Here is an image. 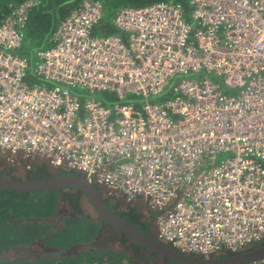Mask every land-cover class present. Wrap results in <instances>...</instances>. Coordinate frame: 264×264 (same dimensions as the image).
Returning <instances> with one entry per match:
<instances>
[{
    "label": "built area",
    "instance_id": "obj_1",
    "mask_svg": "<svg viewBox=\"0 0 264 264\" xmlns=\"http://www.w3.org/2000/svg\"><path fill=\"white\" fill-rule=\"evenodd\" d=\"M189 2L193 22L174 0L120 8L114 24L127 38L96 35L105 4L81 0L37 50L33 85L17 51L41 1L9 3L0 17V157L10 169L47 161L80 173L121 208L145 206L160 241L211 258L264 245V0ZM201 71L202 80L187 78ZM211 72L240 92L224 95ZM178 75L173 98L149 101ZM74 86L146 101L111 108L82 101ZM221 152L233 155L215 165Z\"/></svg>",
    "mask_w": 264,
    "mask_h": 264
},
{
    "label": "trees",
    "instance_id": "obj_2",
    "mask_svg": "<svg viewBox=\"0 0 264 264\" xmlns=\"http://www.w3.org/2000/svg\"><path fill=\"white\" fill-rule=\"evenodd\" d=\"M23 1L0 0V17L6 12L9 3H21ZM40 1L41 3L31 11L30 20L25 27L27 46L24 44L18 51L20 55L29 60L30 67L34 53L36 54L37 50L50 46L51 38L61 21L78 6L81 0ZM102 1L105 4V16L107 19L105 20L104 17L102 25L99 28L98 26L96 27L94 31L96 35H109L116 32L111 18L120 8L126 6L140 7L161 0ZM174 1L182 3L183 0ZM45 166L43 165V168L39 170L37 168L31 170L29 173L31 177L27 178V180H40L52 177V172L46 170ZM59 174L81 176L80 173L67 170H60ZM15 180H21V178ZM72 189L77 190V192H71L70 190ZM80 192L74 187L36 192H17L0 188V253L12 248H28L33 245H38L40 248L45 249V251L41 250L40 253L33 256H25L18 259H0V264H118L119 262V264H126L125 262L135 264V257L128 253L129 249L135 252L137 258L141 257L142 260L148 259L149 261L147 256L142 255L141 245L136 241L127 246L130 238L126 232L105 221L112 231L105 233L100 221L96 222L82 215L83 208L80 204ZM61 198L68 202L76 214L69 216L65 220L63 219V221H61V216L56 217ZM106 202L114 213L126 219L149 236L158 239L153 232L152 224L146 220L143 211L137 207H127L126 209L123 208L124 210L119 208L120 211H117V208L114 207L116 204H113L108 199H106ZM117 204L119 205V203ZM54 217L57 218L56 221H54ZM99 219L104 222L101 217ZM116 240L124 247L119 252L108 246L109 242H115ZM78 244L86 245V249L74 251V246ZM47 248L53 249L50 251ZM143 249L148 254L152 253L154 257L159 256L148 248ZM60 250H64V254ZM236 253L238 252H227L222 256ZM163 262L174 264L166 257H163Z\"/></svg>",
    "mask_w": 264,
    "mask_h": 264
},
{
    "label": "rangeland",
    "instance_id": "obj_3",
    "mask_svg": "<svg viewBox=\"0 0 264 264\" xmlns=\"http://www.w3.org/2000/svg\"><path fill=\"white\" fill-rule=\"evenodd\" d=\"M182 3H183L182 5L184 7V11L188 14L187 16H185L186 19L193 22L194 19L192 18L191 14H189V10L192 7L191 3L189 2V0H183ZM105 12H106V10H105ZM104 17L106 20L107 17L105 15H104ZM104 17H103V19H104ZM114 18H115V15L111 18V22H112V25L116 28V32L110 33V34H117L120 37L123 36V37L128 38L129 34L127 32H123L122 30L118 29L115 26ZM101 25H102V21L99 25H97L98 28ZM96 27H95V29H96ZM24 44L27 46V40H24L23 45ZM46 48H48V47H46ZM42 49H45V48H42ZM18 51H17V53L19 54ZM14 53H16V51H14ZM31 60H32L31 67L28 69V74H27L26 80L29 84L33 85L34 83L41 81L39 78H37V76L35 74V70L37 69L38 64L40 62L39 57L37 56V52H36V54L34 53V56L32 57ZM205 75H206V72L201 71L198 73L190 74L189 76H187V78H196L198 80H202V78ZM207 75L213 81H215L216 83H218L220 85V90L223 92L224 95H237L240 92V88L229 87L224 82V78L222 75H217L213 72L207 73ZM183 78H185V76H182V75H178L175 78H171L170 83L165 87V91L161 95L151 97L149 101L151 103H161L163 101H166L167 99L173 98L174 97L173 87H174V85L179 84ZM46 85L48 87H52L55 85V83L52 81H49V82H47ZM71 91H72V93L80 96L82 101H85L87 98H95L96 100L101 101L103 104H105L106 106H110L111 108L116 107L117 104L131 101L132 99L137 101L139 104H142L143 102L146 101V99L143 96H136L133 94H129L127 97L120 99L119 96L117 94H115L113 91H92L89 88H82L81 86H74L71 88ZM232 155L233 154L231 152H221L216 156V160L214 161V164L219 165L223 160L231 157ZM0 165H1L2 169H5L7 166V164L5 163V160L1 157H0ZM43 165H46L45 166L46 170H48L49 172H52L53 176H57V174H59V169H57L54 165H52L50 162H47V161H42V162H39V163L33 165L32 170H35L36 168L39 170L40 168H43ZM28 172H29V169H27L25 166H23V167H20V169H18L17 171H15L14 174L11 176L16 177L17 179L18 178L26 179V177L28 176ZM71 192H73V191H71ZM81 202H82L81 206L85 209V212H87L88 215H90L91 217H97V214H96L94 207L89 203V201L87 200V198L85 196L82 197ZM129 207H131V206H129ZM133 207H137L139 210L143 211L145 214L147 213L146 207L143 205L135 204ZM61 210L64 212L67 211L68 214L70 213L69 210H71V212H73V209L65 201H64V205L61 207ZM65 217H66V215H65ZM61 221H63V219ZM153 229H154L153 232H154L155 236L157 237L156 230H155V228H153ZM103 231L105 233H110L111 229L109 227L105 226V227H103ZM108 246L110 248L118 251V252L124 249V247L121 246L120 242L117 240L115 242H109ZM127 246H128V243H127ZM74 249H75V251L76 250L80 251V250H85L86 248H83V246L81 247V245H80L79 247L74 246ZM41 250L45 251V249L40 248V246H38V245H33L31 247H28V248L20 247V248H16V249H10L8 251H4V252L0 253V259H15V258L18 259V258H23L25 256H33V255H37L38 253H40ZM128 251H129L128 252L129 254H131L132 256H134L136 258V260L134 261L135 264H144L145 259L142 260L141 257L137 258L135 256V254L132 253L131 249H129ZM147 254H148V252L145 249H143L142 255L145 256ZM150 254H152V253H150ZM153 262H154V264H159V263L160 264H167V262H165V263L163 261L160 262L159 259H154ZM125 263L129 264L128 262H125Z\"/></svg>",
    "mask_w": 264,
    "mask_h": 264
},
{
    "label": "water",
    "instance_id": "obj_4",
    "mask_svg": "<svg viewBox=\"0 0 264 264\" xmlns=\"http://www.w3.org/2000/svg\"><path fill=\"white\" fill-rule=\"evenodd\" d=\"M69 187L82 190L104 221L125 231L139 245L152 250L156 255L168 258L174 264H248L264 260V245L241 251L234 255L211 258L182 254L168 244L139 230L129 221L114 213L108 207L100 190L86 179L76 175H61L40 180H15L0 175V188L5 190L36 192L42 190H60Z\"/></svg>",
    "mask_w": 264,
    "mask_h": 264
},
{
    "label": "crops",
    "instance_id": "obj_5",
    "mask_svg": "<svg viewBox=\"0 0 264 264\" xmlns=\"http://www.w3.org/2000/svg\"><path fill=\"white\" fill-rule=\"evenodd\" d=\"M51 45V44H50ZM0 171H3L2 169H0ZM11 173V175H13V173L15 172L14 170H11V171H8V173ZM9 173V174H10ZM29 177H31L29 174H28V176L26 177V179H21V180H27V178H29ZM52 177H55V176H52ZM11 178H16V177H11ZM50 178V177H49ZM19 179V178H18ZM64 189V188H63ZM60 190H62V189H60ZM79 190V192H80V189H78ZM64 191V190H63ZM68 191V190H67ZM70 191H73V193H75V192H77V190H74V189H72V190H70ZM83 196H85L86 198H87V200L89 201V203L91 204V202H90V200H89V198L87 197V195L81 190V192L79 193V198H80V204H82V197ZM107 198H105V200H106ZM109 201H112V200H110V199H108ZM65 202H67V201H65ZM113 202V204H116V205H114V207H116L117 209V211H120L119 210V208H121V206H120V204L118 205L117 203L118 202H115V201H112ZM68 203V202H67ZM64 205V198L63 199H61V202H60V207H62ZM92 205V204H91ZM93 206V205H92ZM60 207H59V209H60ZM94 207V206H93ZM83 208V207H82ZM84 209V208H83ZM95 209V208H94ZM122 210H124L123 208H121ZM96 211V210H95ZM69 214H66V218H68L69 216H72V215H76L75 214V211H73L72 213H71V210H69ZM96 214H97V217H91L90 215H88L87 214V212H85V209L83 210V214L82 215H84V216H87V217H89L91 220H93V221H99L100 219V216H99V214H98V212L96 211ZM81 215V216H82ZM118 215V214H117ZM104 226H106V227H108L107 225H104ZM113 226V225H112ZM110 228V227H109ZM111 229V228H110ZM129 236V235H128ZM129 238H130V236H129ZM133 241H135V240H131V238L128 240V246L129 245H131V244H133ZM90 245V244H89ZM88 245V246H89ZM75 246H77V247H79L80 246V244H78V245H75ZM83 245H81V247H82ZM142 246V245H141ZM83 247H85V246H83ZM92 247H94V246H92ZM91 247V248H92ZM76 248V247H75ZM86 248V247H85ZM142 250H143V248H142ZM131 251H132V249H131ZM129 252V251H128ZM132 253H133V251H132ZM131 255V254H130Z\"/></svg>",
    "mask_w": 264,
    "mask_h": 264
},
{
    "label": "flooded vegetation",
    "instance_id": "obj_6",
    "mask_svg": "<svg viewBox=\"0 0 264 264\" xmlns=\"http://www.w3.org/2000/svg\"><path fill=\"white\" fill-rule=\"evenodd\" d=\"M7 170L8 169H6V170H4V171H0V175H2V176H5V177H8V178H11L12 176H11V173L9 174L8 172H7ZM30 172H28V174H29ZM59 173H60V171H59ZM64 175H71V174H64ZM57 176H61L60 174H57ZM82 176V175H81ZM97 188V187H96ZM67 189V188H66ZM78 189V188H77ZM97 189H99V188H97ZM100 190V189H99ZM100 192L102 193V195L104 196V198H106L105 197V195H104V193L100 190ZM63 199V198H62ZM108 199V198H107ZM60 202H61V200H60ZM72 213V212H71ZM66 214H68V212L67 211H62L61 210V207H60V209L58 210V213H57V216L56 217H60L61 216V220L62 219H66V217H65V215ZM56 217H54V221H56L57 220V218ZM64 219V220H65ZM101 223H102V226L103 227H105L104 225H106V222L104 221V222H102L101 220H99ZM140 230V229H139ZM132 240V239H131ZM86 246V245H85ZM83 248H85V247H83ZM141 248H146V247H143V246H141ZM13 249V248H12ZM52 249L53 248H47V250H50V251H52ZM61 252H63V254H64V250H60ZM75 251V250H74ZM133 254H135V252L133 251ZM144 255V254H143ZM145 256H147L148 258H149V261H148V259H145V261H144V263H146V264H154V262H153V260L154 259H159V261L160 262H162L163 261V257H161V256H158V257H154L152 254H147V255H145ZM134 257V256H133ZM154 258V259H153ZM134 260H136V258L134 259ZM160 264V263H159Z\"/></svg>",
    "mask_w": 264,
    "mask_h": 264
},
{
    "label": "clouds",
    "instance_id": "obj_7",
    "mask_svg": "<svg viewBox=\"0 0 264 264\" xmlns=\"http://www.w3.org/2000/svg\"><path fill=\"white\" fill-rule=\"evenodd\" d=\"M105 10H106V9H105ZM0 169H2V168H1V165H0ZM6 169H8L7 172H8V171H11V170L17 171V170H15L14 168H12V169L8 168V166H6V168H5V169H2V170L4 171V170H6ZM30 171H31V170H30ZM30 171H29V172H30ZM59 171H60V170H59ZM67 171H70V170H67ZM13 174H14V173H13ZM79 177H82V176H79ZM82 178H83V177H82ZM10 179H12V178H10ZM16 179H17V178H16ZM152 228H153V227H152ZM153 230H154V229H153ZM122 231H123V230H122ZM124 232H125V231H124Z\"/></svg>",
    "mask_w": 264,
    "mask_h": 264
}]
</instances>
